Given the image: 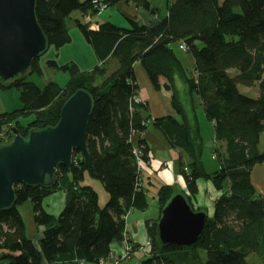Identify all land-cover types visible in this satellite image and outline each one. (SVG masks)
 <instances>
[{"label":"trees","instance_id":"16d2710c","mask_svg":"<svg viewBox=\"0 0 264 264\" xmlns=\"http://www.w3.org/2000/svg\"><path fill=\"white\" fill-rule=\"evenodd\" d=\"M118 1H107L109 8ZM126 1L156 20L148 25L128 20L129 29L107 22L96 31L75 21L100 63L91 72L81 71L73 62L59 65L50 61L49 68L70 75L64 88L50 82L42 89L26 78L0 83V92L18 91L22 106L0 115V131L10 140L14 138L12 129L26 139L32 130L56 127L66 102L79 91L89 93L93 112L87 147L95 170L91 175L82 154L76 151L72 167L60 166L53 183L16 186V203L0 211V264H55L71 258L85 264L105 263L111 245L125 238L127 216L147 211L149 199L142 188L143 173L134 150L140 148L146 165L151 163L150 150L143 138L136 145L132 138L145 134L151 119L146 104L134 102L139 97L136 65L142 67L156 91L163 88L172 94V106L181 120H154L153 126L171 148H180L190 156L182 170L187 190L182 194L188 203L193 210L202 211L192 203L199 193V180L224 192L196 244L162 248L157 241V224L177 193L174 187L162 186L157 195L159 218L147 222L152 250L143 264H249L250 255H257L264 264V199L257 198L252 182L253 169L264 164L259 150L264 134V0H167L166 17H160L147 0ZM91 2L37 1L36 17L49 49L59 51L71 44L67 21L75 12H90ZM182 43L194 61L193 72L187 71L176 54ZM109 59L118 62V69L111 74L106 67ZM32 70L43 75L40 59L33 62ZM161 79L166 81L164 85ZM178 81L184 86L185 100L180 98ZM240 86H257L259 96L242 94ZM193 97L198 98L207 121L215 125L219 169L212 173L202 162L197 117L190 116L195 113ZM27 117L33 120L23 126L20 122ZM86 175L109 195L105 207H100L93 188L82 185ZM58 192L65 193V207L55 218L45 212L43 201ZM28 202L35 225L45 228L39 250L28 237L19 210Z\"/></svg>","mask_w":264,"mask_h":264},{"label":"water","instance_id":"95a60500","mask_svg":"<svg viewBox=\"0 0 264 264\" xmlns=\"http://www.w3.org/2000/svg\"><path fill=\"white\" fill-rule=\"evenodd\" d=\"M38 0H0V83L33 74V62L48 50L49 42L36 17ZM93 99L85 91L72 96L54 128L32 130L25 139L12 129L13 140L0 144V211L16 203L15 187L53 183L58 168L72 167L80 152L84 165L95 174L87 147ZM208 214L195 211L182 193H176L161 212L157 241L162 248L191 247L205 231Z\"/></svg>","mask_w":264,"mask_h":264},{"label":"crops","instance_id":"0c3cea01","mask_svg":"<svg viewBox=\"0 0 264 264\" xmlns=\"http://www.w3.org/2000/svg\"><path fill=\"white\" fill-rule=\"evenodd\" d=\"M80 1L81 3H85L88 0H80ZM105 1H109V0H105ZM147 1L151 4L152 8L158 10L160 17L167 16L168 3L167 5H164V7H162L163 5L159 6L160 4H158L157 1L156 2L153 0H147ZM116 6L122 10L124 17L126 18L125 22H123L125 24L121 23V25L120 24L118 25L116 23H113L112 21L113 16L109 15V17L107 16L103 17L104 13L94 17V22L97 23L99 26L101 24L108 22L114 24L119 28L129 29L128 20L140 22L141 24H145V25H148L154 22V20H156L154 17L152 18V16L149 13H146L141 9H138L133 3L127 2L126 0H122V2H120ZM164 11L166 12L165 14ZM73 15L74 16L76 15L75 21H80L84 23L83 21L84 15L82 12L78 11L77 14L74 13L72 14V16ZM101 17H103L104 19ZM72 43H73V39L71 44L69 45H72ZM66 47H68V45ZM66 47L59 50V54H61ZM84 49L88 54V58H84V59L82 58L81 60H79L78 57V59H73L71 62L76 63V65L80 68L81 71L91 72L92 70H94L95 67L99 66L100 63L95 57V54L91 46L89 45L84 46ZM176 49L179 48L176 47ZM90 51H92L93 54ZM59 56L61 57V55ZM187 59L189 66H191V69H187L184 65L183 60L181 59L180 60L184 65V67L187 69V71L193 72L194 61L193 59L191 60H189V58ZM58 64L60 65V63ZM61 64L63 65L64 63ZM106 67L108 68L109 73L110 72L113 73L118 69V62L115 59H109L108 63L106 64ZM135 76H136L137 85L139 87V96L141 97L143 103L146 104V107L148 109V115L150 116L151 119L147 132L142 136L135 135L132 138V142L134 145L138 143V140L140 138H143L147 142V145L150 150L151 163H150V167L147 170H145L142 174V188L144 192L147 194L148 199L149 200L152 199L153 201L157 199L158 192L162 186H171L176 189L177 193L182 192L187 194L185 180L184 177L182 176V170H183V165H187L191 161L190 156L180 148L177 149L171 148L165 136L153 126L154 120H159L164 118H175L177 120H181V118L177 115L176 111L172 106V94L167 92L163 88L159 91H156L153 88L147 74L140 65L135 66ZM165 83L166 81L161 79V84L164 85ZM177 88L180 92V98H183V100H185L186 94L182 82L180 81L177 82ZM192 100L195 102L196 106L194 107L195 113L191 111L193 113H190V116L197 117V121L199 123V133L202 139V146L204 141V130L207 129L208 136H209L208 131L211 130L213 136L212 139L213 148L211 153L213 155L211 159L212 161H217L215 150L219 148V145L214 139L213 126L205 118L202 107H200V102L198 98L193 97ZM188 110H190L189 106H188ZM204 122H206L207 124L204 125ZM20 123L23 126H26L30 122H26V123L20 122ZM166 165H168V168ZM204 167L207 170V172L212 173L219 169V163L218 166L215 167L212 171L209 170L208 167L206 166ZM91 181L92 183L95 182V180H93L89 175H86L84 180L85 183H88V185L86 186L92 187L97 192L99 197V205L100 207L103 208L106 206V204L109 201V195L105 192V190H103L105 194H102V196L99 195L98 193L99 190L96 189L98 187L95 188V186L91 185L90 183ZM197 186L199 193L196 199L192 201L194 208L196 210L205 211L208 214V217L212 218L214 214L215 203L218 199H220V197L223 195L224 192L217 191L210 182H206L203 180H199L197 182ZM257 198H259L258 195ZM64 207H65L64 192H58L43 201V209L45 210V212L55 218H58L60 216ZM159 215H160V210L158 209L157 213H154L153 216H151L150 205H149L147 211L145 212L133 211L127 216L125 236L133 246H137V248H139L141 245H143L146 242V240L148 239L147 222L157 220L159 218ZM26 228H27L28 237L31 239L34 246L39 250L40 241L42 240L45 228L37 227L35 226V224H33V222L32 224H30L29 228L26 225ZM123 256H124V245L122 244V242H114L111 245V254L110 257L107 259L106 264H143L147 258L146 255L143 252L139 251L138 249L137 251L136 250L133 251V253H131L126 258H124ZM81 263L82 262L78 261L77 259L71 258V259L61 260L55 264H81ZM43 264H48V263L44 261Z\"/></svg>","mask_w":264,"mask_h":264},{"label":"rangeland","instance_id":"374dc122","mask_svg":"<svg viewBox=\"0 0 264 264\" xmlns=\"http://www.w3.org/2000/svg\"><path fill=\"white\" fill-rule=\"evenodd\" d=\"M153 1H155V2L157 1V3L160 4L159 6L163 5L162 7H164V5H167V0H153ZM120 2H122V0L116 2L114 5H112L106 12H104V15H103V17L104 16L109 17V15H112L113 16V20H112L113 23H116L118 25L119 24L121 25V23L125 24L123 22H125V20H126V18L123 15L122 10L116 6ZM165 11H164V14L166 13ZM75 14H77V12H75ZM78 14H80V13H78ZM75 16L74 15L71 16L70 19L67 21V26L69 28L71 37L73 39L72 45H68V47H66L62 51L61 54H59V51H57L56 49L51 47L40 58V63H41V67L43 70V75L40 76L37 73H35V74L30 75V76H27L26 77L27 82L34 83L35 85H37L38 87H40L42 89L50 82H55L60 87L64 88L68 84V82L70 81V75L67 73L55 71V70L49 68L47 66V63L50 61H55L57 63H60V65H62L61 63H64L63 65H66V64L72 63L71 61L73 59H78V57H79V60H81L82 58L83 59L88 58V54H87L86 50L84 49V46H88L87 41L85 40V38L83 37V35L79 31V29L75 26ZM103 17H101V18H103ZM83 21H84V19H83ZM128 25H129V23H128ZM90 52L92 53V51H90ZM185 53L186 52L183 53V51L181 52L179 49H176V54L181 60H183L185 67L187 69H191V66H189V64H188L187 58H189V60H191L192 57H191V55L185 54ZM59 55H61V57ZM109 69H111V68H109ZM110 74H111V72H110ZM239 90L242 94H247V95L254 97V98L259 96V90H258L257 86L252 87V88L240 86ZM21 107L22 106H21V103L19 101V93L16 89L8 90L5 92H0V115L12 113V112L20 109ZM32 120H33V117H27V118L22 119L21 122L26 123V122H31ZM205 124H207V123L204 122V125ZM208 134H209V136L207 135V129H205L204 130V141H203V146H202V150H204L203 155H202V162H203L204 166L208 167V169L212 171L215 167L218 166V162L212 161V159H211V157L213 155V154H211L212 148H213V146H212L213 136H212L211 130L208 131ZM259 150L262 154H264V134L261 137ZM166 166L168 168V165H166ZM252 182H253V185L257 191L258 197L264 199V164L256 166L253 169V171H252ZM90 183H91V185L95 186V188L98 187L96 189L99 190V192H98L99 195L102 196V194H105L103 191L104 188L99 182L95 181L94 183H92V181H91ZM82 185L86 186V185H88V183L83 182ZM101 188H103V189H101ZM100 191H101V194H100ZM179 193H182V192H179ZM149 205H150V215L153 216V214L157 213V211L159 209L157 199H155L154 201L152 199H150ZM19 210H20V213H21V215L25 221V224L28 226V228H29L30 224H32V222H33V224H35L33 221L32 205L30 202L20 206ZM247 262L249 264H263L262 260L257 255H250L247 258Z\"/></svg>","mask_w":264,"mask_h":264},{"label":"built area","instance_id":"2783aa9c","mask_svg":"<svg viewBox=\"0 0 264 264\" xmlns=\"http://www.w3.org/2000/svg\"><path fill=\"white\" fill-rule=\"evenodd\" d=\"M109 9V3L105 0H92L91 2V11L88 12L87 14H84L83 19H84V24L89 26L91 30L96 31L99 29V25L94 22V17L99 16L106 12ZM180 50L186 52L187 51V46L186 44L182 43L180 45ZM135 104H141L143 103L141 97H135L134 98ZM213 126L214 123H213ZM9 135H7L5 132L0 131V144H6L10 142L11 140L9 139ZM13 140V139H12ZM134 155L137 158L138 166L140 169V172H144L147 170L150 165H146L142 160H141V153H140V148H136L134 150ZM139 187H141V184H139ZM122 244L124 245V258L128 257L131 253H133V245L130 243V241L126 238L122 241ZM139 251L143 252L146 256H150L151 250H152V245L150 242V239L148 238L146 242L141 245L138 248ZM81 264H84L82 262ZM101 264H106V262H102Z\"/></svg>","mask_w":264,"mask_h":264}]
</instances>
